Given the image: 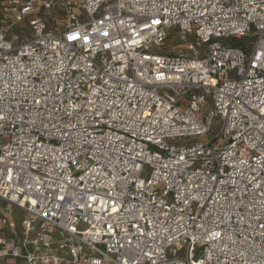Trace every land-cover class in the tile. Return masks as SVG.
<instances>
[{
	"label": "built area",
	"instance_id": "2783aa9c",
	"mask_svg": "<svg viewBox=\"0 0 264 264\" xmlns=\"http://www.w3.org/2000/svg\"><path fill=\"white\" fill-rule=\"evenodd\" d=\"M0 264H264V0H0Z\"/></svg>",
	"mask_w": 264,
	"mask_h": 264
},
{
	"label": "rangeland",
	"instance_id": "374dc122",
	"mask_svg": "<svg viewBox=\"0 0 264 264\" xmlns=\"http://www.w3.org/2000/svg\"><path fill=\"white\" fill-rule=\"evenodd\" d=\"M232 42H233V44H236V43H238L239 41H238V40H235V39H233V40H232Z\"/></svg>",
	"mask_w": 264,
	"mask_h": 264
}]
</instances>
